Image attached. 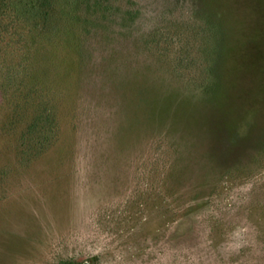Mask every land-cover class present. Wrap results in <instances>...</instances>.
<instances>
[{
    "label": "rangeland",
    "instance_id": "374dc122",
    "mask_svg": "<svg viewBox=\"0 0 264 264\" xmlns=\"http://www.w3.org/2000/svg\"><path fill=\"white\" fill-rule=\"evenodd\" d=\"M106 17L0 90V264H264V0Z\"/></svg>",
    "mask_w": 264,
    "mask_h": 264
},
{
    "label": "trees",
    "instance_id": "16d2710c",
    "mask_svg": "<svg viewBox=\"0 0 264 264\" xmlns=\"http://www.w3.org/2000/svg\"><path fill=\"white\" fill-rule=\"evenodd\" d=\"M120 1L0 0V90L4 91L1 92L3 98H7L13 89L22 90L25 79L29 78V75H34L32 68L40 49L39 44L60 42L71 33L78 37L77 32L83 37L95 23H102L106 16H111ZM135 8L133 3L128 5L126 15L132 16ZM161 39L164 37L161 36L159 39L155 37L151 42L155 48L162 51L167 49L168 45L162 47ZM165 39L174 42L175 36H168ZM178 56L180 65L190 59L188 50L185 52L182 50ZM31 79L34 81L33 77ZM33 93L39 96L41 105L46 109V104L51 103L48 92L37 86ZM37 122L36 119L35 123ZM42 122L49 127L44 128L36 136L38 142H43L50 136L51 123ZM58 264L77 263L62 260Z\"/></svg>",
    "mask_w": 264,
    "mask_h": 264
}]
</instances>
